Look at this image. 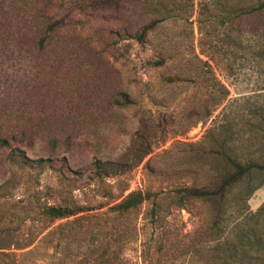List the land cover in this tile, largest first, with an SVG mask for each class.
<instances>
[{"label":"rangeland","instance_id":"rangeland-1","mask_svg":"<svg viewBox=\"0 0 264 264\" xmlns=\"http://www.w3.org/2000/svg\"><path fill=\"white\" fill-rule=\"evenodd\" d=\"M85 1L0 0V264H264L263 178L245 202L229 192L218 229L206 204L180 209L170 193L223 171L216 140L264 160V14L238 11L264 0ZM42 16L63 26L39 50ZM141 131L151 153L123 195L92 179ZM133 191L158 199L109 210ZM60 205L85 211L44 216Z\"/></svg>","mask_w":264,"mask_h":264},{"label":"trees","instance_id":"trees-1","mask_svg":"<svg viewBox=\"0 0 264 264\" xmlns=\"http://www.w3.org/2000/svg\"><path fill=\"white\" fill-rule=\"evenodd\" d=\"M118 0H86L84 5H80V9L84 10L87 7H106L115 4ZM239 14H264V1L256 5L242 4L239 6ZM41 30H38L37 35L34 36L32 44L36 45L39 50H43L49 43L51 35L62 27L63 24L59 20H54L49 17L42 16ZM159 20H151L140 28L137 34V39L142 41L143 38L155 29ZM126 103H130L124 96ZM144 131V130H143ZM137 132L135 138L131 142L129 148L121 156L119 160H96L92 165V179L96 182L106 184L108 179L117 180L116 184L119 186L120 193L126 191V186H123L122 178L125 177L132 169L137 167L146 156L151 153L152 146L150 144V134L146 132ZM1 143H6L5 139H0ZM215 147L209 150L210 154H215L222 158L223 171L215 176L213 182L203 187L182 186L170 193L174 199V205L180 209L185 208L188 204L193 202H200L206 204L211 211L210 220L212 229H218L223 225L226 216L225 203L229 192L232 190H240V193H245L246 198L242 199L245 202L247 197L253 192V184L256 183L257 178L264 179V160L263 161H240L225 150L223 142L216 140ZM227 151V152H226ZM17 152V151H13ZM18 153V152H17ZM15 155H17L15 153ZM264 180L259 183L263 184ZM107 187H110L106 184ZM108 193V192H107ZM166 194V193H164ZM155 197V202L158 199L157 195L149 192L133 191L123 196L119 202L114 203L109 207L112 213L124 215L131 213L138 209L145 201L150 200V197ZM157 196V197H156ZM85 211V207L76 205L65 206H50L43 210L44 216L50 220L63 219L75 216ZM253 214L241 215L240 220L248 224ZM109 263L107 258H103V263Z\"/></svg>","mask_w":264,"mask_h":264}]
</instances>
